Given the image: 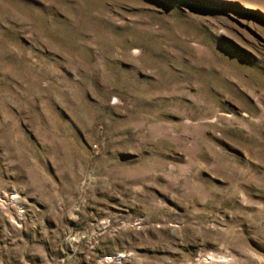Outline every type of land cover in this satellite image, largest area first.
Returning a JSON list of instances; mask_svg holds the SVG:
<instances>
[{
	"label": "rangeland",
	"instance_id": "obj_1",
	"mask_svg": "<svg viewBox=\"0 0 264 264\" xmlns=\"http://www.w3.org/2000/svg\"><path fill=\"white\" fill-rule=\"evenodd\" d=\"M0 264H264V0H0Z\"/></svg>",
	"mask_w": 264,
	"mask_h": 264
}]
</instances>
